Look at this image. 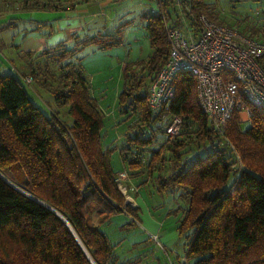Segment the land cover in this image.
<instances>
[{
    "label": "trees",
    "instance_id": "16d2710c",
    "mask_svg": "<svg viewBox=\"0 0 264 264\" xmlns=\"http://www.w3.org/2000/svg\"><path fill=\"white\" fill-rule=\"evenodd\" d=\"M188 2L196 13L208 12L207 1ZM160 3L164 10L172 5L175 11L176 0ZM19 8L66 7L62 0H22ZM141 18L150 52L144 60L123 66L118 106L121 113L137 114L150 133L140 127L128 136L131 145L121 151L122 158L129 157L128 165L137 168L140 160L129 148L150 146L162 128L164 143L152 149L146 167L157 170L160 192L175 191L181 200L177 229L184 237V260L179 264H264V107L246 101L251 112L248 126L242 127L236 110L220 133L200 109L194 76L179 73L173 80L175 96L168 112L181 115L183 126L179 135L169 139L164 110L152 109L147 101L149 85L169 51L164 15L148 11ZM82 43L105 48L119 41L96 35ZM74 51L58 44L37 54L46 59L42 67L34 66L36 59L28 61V75L47 89L56 108L67 106L70 124L50 103L44 104L47 112L34 104L24 76L0 71V173L58 211L72 228L0 176V264H93L90 258L95 264L139 262L120 261L102 229L116 214L128 218L121 228L136 225L138 218L115 179L113 151L103 146L104 121L89 82L81 69L69 63ZM48 61L58 64L57 77ZM48 74L57 78L56 85L46 79ZM168 167L171 172L164 174Z\"/></svg>",
    "mask_w": 264,
    "mask_h": 264
},
{
    "label": "rangeland",
    "instance_id": "374dc122",
    "mask_svg": "<svg viewBox=\"0 0 264 264\" xmlns=\"http://www.w3.org/2000/svg\"><path fill=\"white\" fill-rule=\"evenodd\" d=\"M4 1L8 3L6 8H10L9 6L19 8L22 3V0ZM78 1L64 0L63 3L66 5L68 2ZM205 1L210 5L208 12H206L208 17L212 14L215 20L235 26L250 36L264 40V0H260V3L252 0ZM137 2L138 0H115L114 4L104 9V12L112 14L111 16H114L120 22L123 19H128L129 15L137 14L136 17H138L141 14H139L141 7L140 5L137 6ZM140 17L142 16L140 15ZM61 24L64 23L57 16H53L45 25L40 26L41 24H37L35 26L36 29H34H43L41 32L44 35L58 38L63 36V31H60L59 27ZM84 39L86 38L76 37L72 43L65 42L64 48H75L69 63L71 66L81 69L89 82L90 90L93 92L92 95L94 94L98 110L104 121L102 129L103 146L113 151L111 163L116 157L121 162L122 167L120 171H116L115 179L119 188L125 194L126 202L135 209L136 217L138 218L136 225L121 228L120 226L128 218L124 214H117L102 229L108 234L110 243L115 245V253L119 256L120 261L126 262L139 259L136 264H179L184 260V237L179 234L177 229L182 215L181 209L178 208L181 205V200L175 191L160 192L157 188V170L148 171L146 167L152 149H157L164 143L162 128L157 129L156 138L150 146L141 150L134 148V151L129 148L128 151L135 152L134 156L138 155L137 159L139 158L140 165L137 168L129 166V157L123 159L121 152L127 149L125 147L131 145L127 141L128 136L139 130L140 127H142V130L145 129L144 133L146 135L150 133V128L144 126L137 114L120 112L118 94L123 88L122 62L132 63L136 60H144L148 55L131 61L128 60L130 57L126 56L122 46V48L116 49L105 47L102 50L101 48L98 49L94 43H82ZM34 59L38 62L37 65H34L36 68L42 67L41 61L43 59L46 60L44 57L37 58V56ZM48 62H50L51 70L55 72L54 75L57 77L59 73L58 64L51 61ZM262 62H264V58ZM26 73H28V70ZM24 77H27V75ZM46 79L52 85L57 83V78H52L50 74L47 75ZM25 86L34 104L43 109L44 112H47L48 110L44 104L45 102L50 103L52 109L58 110L57 115L62 120L66 123H71V118L67 114V106L56 108L51 94L46 88L41 86L40 81L32 79ZM128 111L130 112L129 109ZM241 116L245 119L244 114ZM248 124V121H243L242 127L245 128ZM163 153L164 156L168 154L165 150ZM134 156L133 154L130 155V157ZM170 172L171 169L169 167L163 170L164 174ZM153 225L157 229L161 227L162 230H159L155 235L149 236L147 228L153 230Z\"/></svg>",
    "mask_w": 264,
    "mask_h": 264
},
{
    "label": "built area",
    "instance_id": "2783aa9c",
    "mask_svg": "<svg viewBox=\"0 0 264 264\" xmlns=\"http://www.w3.org/2000/svg\"><path fill=\"white\" fill-rule=\"evenodd\" d=\"M172 20L164 16L163 29L169 51L148 90V105L162 108L165 134H180L183 118L170 114L168 106L175 96L173 80L182 72L192 74L201 111L220 133L238 110L247 121L248 103L264 107V40L250 36L235 26L196 13L188 0H176ZM25 83L32 77H23Z\"/></svg>",
    "mask_w": 264,
    "mask_h": 264
},
{
    "label": "crops",
    "instance_id": "0c3cea01",
    "mask_svg": "<svg viewBox=\"0 0 264 264\" xmlns=\"http://www.w3.org/2000/svg\"><path fill=\"white\" fill-rule=\"evenodd\" d=\"M63 1L62 5L66 7L64 9L23 10L11 6L6 8L8 3L0 0L1 72L15 73L21 77L28 76L26 73L29 69L28 61L32 62L40 51L51 49L58 44H65V42L72 43L76 37L89 38L96 35H103L104 39L110 41L113 39L119 41L108 47L115 49L123 47L126 56L130 57L128 60L141 59L149 54L150 47L146 36L145 20L140 15L158 10L170 21L175 13L172 5L164 10L160 0H138L137 6L140 5L139 14H141L138 17H136L137 14L129 15L128 19L120 22L114 16L112 17V14L104 12V9L114 4L115 0H79L68 2L66 5ZM168 9L169 13L166 12ZM53 16H57L64 23L59 25L61 29L59 30L63 31L62 37L54 38V36L44 35L41 32L43 29L35 30L37 24L47 23ZM95 46L103 50L100 45ZM26 53L32 55L29 56ZM126 62H122V67ZM112 166L114 170L120 171L122 165L117 157L113 159ZM152 228L153 230L147 228L149 236L162 230L161 227L157 229L154 225Z\"/></svg>",
    "mask_w": 264,
    "mask_h": 264
},
{
    "label": "water",
    "instance_id": "95a60500",
    "mask_svg": "<svg viewBox=\"0 0 264 264\" xmlns=\"http://www.w3.org/2000/svg\"><path fill=\"white\" fill-rule=\"evenodd\" d=\"M0 176H1L3 179H5V181L8 182L11 186H13L14 188H16L17 190H19V191L25 193L26 195L30 196V197L33 198L34 200L38 201L39 203H41L42 205L46 206V207L49 208L51 211H53L54 213H56L60 218L63 219V221H64V222L68 225V227L72 230V228H71L70 224L67 222L66 218H64V217H63L58 211H56L54 208H52V207L49 206L48 204L42 202L41 200H39V199H37V198H35V197L29 195L28 193H26V192L23 191V190H21L20 188H18V187L15 186L14 184H12L10 181H8V180H7V179H6L1 173H0ZM75 236H76V235H75ZM83 248H84V247H83ZM85 252H86V254L88 255V257L90 258L89 254L87 253L86 250H85ZM90 260H91V262H92L93 264H95L91 258H90Z\"/></svg>",
    "mask_w": 264,
    "mask_h": 264
}]
</instances>
